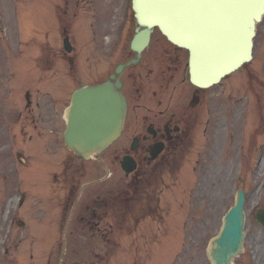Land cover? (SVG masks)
I'll use <instances>...</instances> for the list:
<instances>
[{"label":"rangeland","instance_id":"rangeland-1","mask_svg":"<svg viewBox=\"0 0 264 264\" xmlns=\"http://www.w3.org/2000/svg\"><path fill=\"white\" fill-rule=\"evenodd\" d=\"M112 5L109 15L98 21L101 34L99 43L104 47L105 66H110L111 62L115 61L116 53H119V60H121L123 45L128 46L126 34L129 36L132 33L131 24L125 20L119 28L121 37L116 40L117 48L107 52V48L114 40L115 26L120 21V18H116L119 8L114 1ZM88 14V10L83 12V16ZM128 17L129 15L123 19ZM51 21L55 22L51 18V0H0V114L1 116L3 114L11 130L17 129V124L12 121L13 115L23 107V102L13 93L16 92L18 96L19 88L16 89L18 86L14 81L16 66L22 59L25 64L24 82L27 87L35 85L33 71L29 70L34 69L29 66L31 62L29 57L36 54L38 44L47 40L49 45L60 46V40L57 39L55 31L51 30ZM14 25L19 32L24 29L23 43L29 42L26 46L18 44V33L15 34ZM86 26L82 24L84 29ZM70 27L75 34L79 30L83 31V28L77 24H72ZM31 35L33 39L25 40ZM71 43L78 50L92 48L87 39H77L74 35ZM157 46L153 40L151 49L145 55L147 59L152 57ZM259 52L261 53V50L256 49L255 59L251 64L244 65L245 67L234 71L210 88L214 95L212 100L216 117L219 118L216 120L214 145L216 157L211 161L210 173L206 176L207 182L200 177L203 184L202 194L197 190L200 185L197 186L194 181L195 194L189 200L193 199V206L188 204L185 208L181 207L183 212L181 221L177 220L179 214L175 211L174 204L177 202L168 201V211L171 210L169 219H172L173 226L165 227L161 232L158 227H149L144 232L147 238L141 244L134 241L131 227L126 229L120 227L119 234H115L114 227H78L79 222L73 219L77 208L72 212V216L71 212H68L59 222L62 227H51V224L57 223L53 222L52 217L59 211L57 203L63 193L58 191L57 187L51 191V183H49L51 182V166H48L51 161L50 153L40 149L45 144L43 139L36 140L37 137H34L36 141L24 142H21L20 137L15 139L13 152H11L13 158L7 161L6 157H1L0 152V264H132L133 261L146 264L145 261L140 262L139 255L143 253L142 251L147 264L173 262V264H210L206 256L207 245L218 232L222 216L232 205L238 188L244 189L246 194L245 238L244 250L234 260V264H264V230L254 220L256 210L264 207V125H261V121H264V101H262L264 100V73L260 74L259 78L255 72V64H258L257 61L260 59ZM92 54L95 55V50ZM6 69L13 73L12 78L7 77ZM47 83L51 87V78L39 85L37 91L35 87L31 88L32 101L35 98L44 99L46 93L51 96V88L44 85ZM243 83L246 85L245 88L242 87ZM188 87H183V96L186 95ZM245 91H248L247 98L238 100ZM257 93H259L260 101L256 103V110L253 107L251 95ZM226 103L229 109L224 108ZM225 113L229 119L232 118V121L226 119ZM229 123L236 138L234 139L232 135L233 145H237L235 158L232 160L229 155H226L232 133L226 135L224 128H229ZM1 124L2 120H0V126ZM31 132L29 130V133ZM24 138L27 139L26 134ZM126 138L127 136L124 135L118 139L109 150L114 154L117 153L116 150L122 146ZM2 143L1 139L0 148ZM34 144H37L39 149ZM240 145L243 147L241 152L238 150ZM16 150L21 151V157L27 159L26 162L16 157ZM224 155L227 158H223ZM219 156H222L221 163L218 161ZM52 159L55 160V157ZM118 167L116 163L113 165L115 174H120ZM194 174L197 179L199 171H195L192 174L193 177ZM214 180L216 186L212 187L210 184ZM167 182L166 191L169 199L172 191H178L179 183L173 179H168ZM97 183L90 184L89 187ZM111 183L112 181H107L106 185ZM187 189L188 187H185V191ZM22 190L25 193V200L22 206H18L17 200ZM180 196L176 194L173 198ZM17 219L23 220L25 225L20 226L16 222ZM182 222L183 224H180ZM180 227H184L182 239L177 240L179 239L177 229ZM191 229L193 231L189 232ZM61 231L63 233L66 231L65 239L60 234ZM204 235H206L205 238ZM195 238L198 244L193 245L192 248L191 240L194 241ZM177 243H180L179 247ZM59 244L65 246L63 251ZM135 246L141 247L134 249ZM172 249L176 252L174 254L176 257L165 263L169 258L167 251ZM152 255L150 263L149 258Z\"/></svg>","mask_w":264,"mask_h":264},{"label":"water","instance_id":"water-1","mask_svg":"<svg viewBox=\"0 0 264 264\" xmlns=\"http://www.w3.org/2000/svg\"><path fill=\"white\" fill-rule=\"evenodd\" d=\"M134 9L140 24L147 27L157 24L171 41L189 48L192 81L208 85L250 59L254 23L264 11V0H164L163 13L148 20L142 18L137 0H134ZM145 32L132 44L137 51L145 42ZM197 35L202 40L209 38L212 44L217 36L223 44L217 53L221 55L220 61L224 60L219 70L202 81L194 68ZM213 46L216 53L217 47ZM124 112L123 96L110 81L76 90L68 112L66 145L85 158L99 153L119 134ZM243 201V193L238 191L234 206L224 217L222 231L211 241L209 257L213 264H231V258L241 250ZM256 219L264 226V210L258 212Z\"/></svg>","mask_w":264,"mask_h":264},{"label":"flooded vegetation","instance_id":"flooded-vegetation-1","mask_svg":"<svg viewBox=\"0 0 264 264\" xmlns=\"http://www.w3.org/2000/svg\"><path fill=\"white\" fill-rule=\"evenodd\" d=\"M123 86L129 96L134 92L126 81L123 82ZM201 100V96L197 95L191 101L188 99L186 102L191 107H198L201 105ZM135 109L136 105L131 104L125 126L131 135V141L136 142L134 146L130 142L128 150L129 155L135 160L134 170L130 174L133 203L142 199L138 195V184L145 179L149 169L152 166L155 168L162 165L171 152L181 147V143L188 134L191 117V113H183V105L179 108L173 96L170 97V102L159 97L155 105L148 106V111L144 114ZM51 131L54 132V129ZM155 147H160V150L152 158L151 152L155 151L153 150ZM125 149L127 153V147Z\"/></svg>","mask_w":264,"mask_h":264},{"label":"bare ground","instance_id":"bare-ground-1","mask_svg":"<svg viewBox=\"0 0 264 264\" xmlns=\"http://www.w3.org/2000/svg\"><path fill=\"white\" fill-rule=\"evenodd\" d=\"M155 3H153L152 1L149 0V5H154ZM202 48H205V49H209L210 48L207 46V45H203L201 46ZM208 56H209V59H210V63L206 64L207 61H208ZM198 71L199 73H201L202 71H206L208 73H210V75L212 74L211 71L215 68V66H213V61L211 60V52H207V51H204L202 52L201 50L198 51ZM259 253V252H257ZM260 255L262 253H259Z\"/></svg>","mask_w":264,"mask_h":264}]
</instances>
